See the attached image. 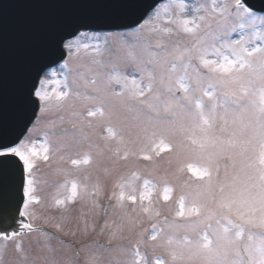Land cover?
<instances>
[{"label": "rangeland", "instance_id": "obj_1", "mask_svg": "<svg viewBox=\"0 0 264 264\" xmlns=\"http://www.w3.org/2000/svg\"><path fill=\"white\" fill-rule=\"evenodd\" d=\"M181 2L186 8L183 13H178L175 5ZM211 3L212 0H169L161 4L159 19L153 17L145 29L149 38L147 50L133 49L135 60L128 57V50L120 43L116 50L108 51L109 61L114 54L122 52L121 67L117 69L107 66L109 62L105 52L111 47L110 38L107 43L101 41L103 47L99 55L92 47L79 52L73 49L68 53L67 60L73 69L56 68L60 85L54 86L67 95L60 100L52 96L32 130L37 137H28L21 144L29 149L35 146L40 153L31 157L32 167L27 168L30 172L28 180L32 181L31 195L39 194L41 199L37 195L31 202L28 200L27 209H23L27 213L25 216L31 217L32 222L28 223L31 228L18 231L16 237H10L7 241H0V264H6V261L7 264H30L33 263L32 259H37L38 264H89L93 258L95 264H155L156 259H161L163 264H200L197 260L173 261L171 251H180L185 241L181 231L193 230L189 237L194 239L205 232L212 238L213 229L219 226L209 227L212 218H207L208 214L204 213L211 207L210 200L214 207H218L219 186L226 179L231 180L239 171L242 158L238 148L231 153L214 156L211 160L200 158L198 145H193L188 139L192 135L190 113L197 110L195 105L188 104L184 97H176L174 92L180 90L175 84V77L184 74L183 61H174L173 56L165 54L174 49L182 51L198 47L197 39L203 38L207 31L204 22L197 19L200 29L194 34L186 33L170 23L169 17L175 19L177 14L189 19L209 17ZM164 5L169 6L167 12ZM198 8L199 12L196 11ZM153 26L155 30H152ZM164 28L172 31L163 32ZM236 37L234 33L233 38ZM124 39L129 44L133 43L132 38ZM160 43L162 47L155 51V46ZM151 52L158 53V58L152 59ZM170 58L173 61H169ZM208 58L215 59L211 48ZM187 59L185 56L184 61ZM167 62L168 68L165 65ZM173 62L176 63L175 72L171 69ZM198 64L202 67L199 60ZM188 72H192L191 67ZM256 72H259L258 68ZM148 73L153 77L152 91L145 92L144 96H133L132 77L135 76L143 86L147 83ZM170 74L173 76L171 83L168 79ZM66 75L68 86L64 87ZM229 85L236 90L238 88L235 84ZM169 86L172 88L171 94L163 90H168ZM201 87H206V82ZM195 88L198 87L195 79H192L189 82L191 96L196 92ZM217 89L219 91L220 87L217 86ZM48 90L52 95L53 88ZM219 92H214L211 99L215 101L216 119L214 122L210 119V131L227 139L232 125L229 122L227 131H221L224 121L220 115L225 103L221 101ZM201 104L206 114L212 109L209 103ZM167 109H173L178 117L169 121L155 116ZM89 111L96 114L89 116ZM70 123H77V129L66 131V128L64 133L54 129V126L67 127ZM196 135H200L198 129ZM161 141L167 145L166 150L157 147ZM222 158H228L230 164L223 165ZM189 164L198 168L208 167L212 176L211 185L208 184V177L193 175L188 169ZM146 182L151 195L141 201L139 197L146 191ZM73 184L76 185L75 197L70 201L65 200L64 205H56L57 199L70 195ZM165 187L171 189L168 200L163 199ZM121 190L126 195L134 193L136 202L125 199L121 207L117 203ZM107 195L112 205L108 216L102 218V199ZM182 197L183 216L178 215ZM192 207L199 208V213L188 215L187 211ZM163 213H169L172 220L157 229L156 241L139 239L142 227ZM157 223L156 226L160 228V221ZM37 226L41 227V233L60 235L61 239L56 240L51 236L53 241L49 243L43 235L36 238ZM8 233L10 236L11 230ZM254 237H258V233ZM64 239L71 241L68 243L71 247L70 251L66 249L68 251L63 253L59 241ZM138 239L148 246L151 258L147 256L146 249L138 244ZM169 239L173 241L171 245L168 244ZM120 240L121 243H115ZM106 241L109 244L103 245ZM57 245H60V249L55 250Z\"/></svg>", "mask_w": 264, "mask_h": 264}, {"label": "snow or ice", "instance_id": "obj_2", "mask_svg": "<svg viewBox=\"0 0 264 264\" xmlns=\"http://www.w3.org/2000/svg\"><path fill=\"white\" fill-rule=\"evenodd\" d=\"M175 6L178 13L185 11L186 5L183 2ZM159 7L160 0H154L132 24L117 25L108 32H93L91 35L88 31H80L79 29L70 32L61 41L62 53L67 55L73 49L79 52L81 49L87 50L92 47L99 55L103 47L101 41L107 43L111 37L118 39L121 46L128 50V57L135 60L133 49L147 50L145 29L153 17L159 19ZM168 10L169 6L164 5V11L167 12ZM205 10L207 11V9ZM196 11L199 12L200 9L198 8ZM197 19L204 22V27L207 29L204 37L196 41V45L199 46H193L191 49L185 48L182 51L174 49L171 53L165 54L166 56H173L174 61H183L185 72L183 75L175 77V84L185 93L184 99L188 104L193 103L192 96L189 94V82L192 79H195L198 89L203 91L204 96L209 98H213L217 84H235L238 88L231 93L233 99L226 100V104L231 105V107H225L220 115V119L224 121V125L221 127L222 132L227 131L226 126L231 122L232 131L228 138L222 139L210 131L212 124L209 121L211 119L214 122L216 119L215 104L206 114L201 102L196 101L195 109L197 111L190 113L192 135L188 139L193 145H198V154L202 160H211L214 156L231 153L238 148L242 164L231 180L226 179L219 186L218 207L222 212L225 209L227 211L216 217V224L219 227L213 229L212 238L207 232L195 240H189L185 237L180 251H171V257L173 261L187 260L191 262L197 260L200 264H264V232L254 238L255 234L251 230L257 226L264 229V9L254 8L248 0H212L209 17L199 16L189 19L181 18L179 14L175 19L169 17L170 23L190 34H194L201 27ZM152 30H155V26ZM162 31L171 32L172 29L164 28ZM234 33L237 34L236 38H233ZM125 37L132 38L133 43H127ZM85 40L95 43L90 44L84 42ZM205 40L212 43H205ZM209 48H211V54L215 56V59L208 58ZM150 56L152 59H157L158 53L151 52ZM185 56L188 57L186 61H184ZM193 58L199 60L200 65L207 69L208 74L206 76L192 65ZM190 67L192 68L191 73L188 72ZM56 68L67 69L68 61L62 60L54 62V64L44 65L37 71L30 95L40 111H43L44 105L52 99V96L60 100L67 95V93L54 88V86L60 85ZM257 68L259 69L258 73L256 72ZM171 69L172 72H175V62L171 64ZM147 75V83L143 86L136 80L135 76L132 77L133 96H144L145 92L150 93L152 91L153 77L151 73ZM48 76L53 78L46 79ZM124 79L127 81V77ZM168 79L171 83L173 76L170 74ZM117 82L120 81L117 80ZM205 82L206 87H201ZM63 86H68L67 75ZM49 88H53L52 95L49 94ZM168 91L169 94L172 93L171 86L168 87ZM95 114L92 111L88 112L89 116ZM197 129L200 133L199 136L196 135ZM17 141L11 145L0 144V158L6 156L19 157L23 161V165L30 169L32 167L31 157L40 153L35 146L29 149L23 145H18ZM157 147L166 150L167 145L161 141ZM43 150L47 151L46 148ZM148 158L145 157V159ZM45 159H47L46 156ZM188 169L197 177H208V184L211 185L212 176L208 167L198 168L189 164ZM31 184L32 181L29 180V187L23 189L20 204L23 203L24 196L28 197L29 202L32 201ZM170 191L171 189L168 187L164 188V200L169 199ZM75 195L76 185L73 184L70 195H67L65 199H57L55 204L64 205L65 200L70 201ZM150 195L151 192L147 189L146 182V191L142 192L139 198L143 201L148 199ZM125 199L135 203L137 196L134 193L126 195L121 190L117 197V203L121 204ZM23 207L27 209V204H23ZM121 207H123L122 204ZM143 210L147 211V209ZM199 211V208L192 207L188 209L187 214H198ZM26 214V212L19 211L18 207L17 217L12 221L15 227L11 229L10 236L6 227L0 229V239L7 241L10 237H16L18 231L25 228L30 229L31 225L23 222V217ZM178 215H185L183 197L180 200ZM214 216L215 213L210 210L207 218L210 219ZM4 224L8 226L6 220ZM152 229L150 239L156 241L157 229L155 224L152 225ZM35 230L40 231V229ZM246 231L248 233L247 240L242 241L241 238ZM42 235L48 239V234L42 233ZM172 243L173 241L169 239L168 244L171 245ZM89 264H95V259L90 260ZM155 264H163V261L156 259Z\"/></svg>", "mask_w": 264, "mask_h": 264}, {"label": "water", "instance_id": "obj_3", "mask_svg": "<svg viewBox=\"0 0 264 264\" xmlns=\"http://www.w3.org/2000/svg\"><path fill=\"white\" fill-rule=\"evenodd\" d=\"M153 2L0 0V144L11 145L20 140L36 117L38 108L30 92L37 71L64 58L61 41L68 33L86 26L130 25ZM248 2L264 7V0ZM81 15L89 20L88 23H78ZM23 187V166L19 158H0L2 228L6 227L4 221L8 215L20 208Z\"/></svg>", "mask_w": 264, "mask_h": 264}]
</instances>
